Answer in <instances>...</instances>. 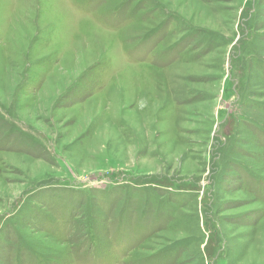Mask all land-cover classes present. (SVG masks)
<instances>
[{"label":"rangeland","instance_id":"obj_1","mask_svg":"<svg viewBox=\"0 0 264 264\" xmlns=\"http://www.w3.org/2000/svg\"><path fill=\"white\" fill-rule=\"evenodd\" d=\"M0 264H264V0H0Z\"/></svg>","mask_w":264,"mask_h":264}]
</instances>
